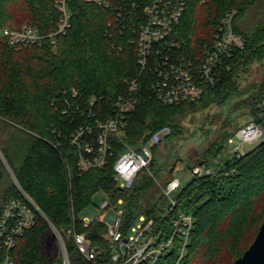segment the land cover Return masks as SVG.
Here are the masks:
<instances>
[{
	"label": "trees",
	"instance_id": "obj_1",
	"mask_svg": "<svg viewBox=\"0 0 264 264\" xmlns=\"http://www.w3.org/2000/svg\"><path fill=\"white\" fill-rule=\"evenodd\" d=\"M66 4L71 27L55 44L47 40L43 45L14 46L3 33L5 28L26 24L49 34L57 29L61 14L56 0H0V209L22 197L18 182L61 231L75 227L107 252L105 223L96 219L85 227L82 215L94 195L103 191L112 205L123 200L124 229L145 215L153 220L154 230L168 239L180 213L193 218L184 256L179 257L183 241L177 236L157 264H234L264 221V140L241 158L233 157L226 169L211 176L195 175L181 185L177 195L172 193L177 201L172 211L163 191L160 196L150 195L154 186L150 172L156 176L159 171L154 159L150 172L142 171L131 188L119 186L114 166L126 148L121 140L113 139L107 166L82 170L81 150L68 137L80 125L107 119L117 98L130 93L128 80L139 71L133 42L136 16L127 10L120 15L118 4L105 7L88 0H66ZM231 11L234 28L246 43L220 68L216 87L200 101L164 104L141 81L135 92L137 106L128 114L126 142L138 147L164 127L171 129L165 140H171L190 110L201 104L230 102L233 111L246 109L258 118L264 73L252 83L247 79L252 64L264 63V0H188L175 31L182 44L178 54L194 57L211 46L222 17ZM90 110L96 120L87 116ZM226 122L223 128L229 125ZM222 134L209 140L202 154H187L196 159L195 166L220 154ZM158 145L152 148L154 155ZM179 152L174 154L175 163L181 158ZM50 231L47 220L38 216L13 248L14 264H60L53 258L56 253L47 251ZM69 250L73 263L92 264L72 241Z\"/></svg>",
	"mask_w": 264,
	"mask_h": 264
},
{
	"label": "built area",
	"instance_id": "obj_2",
	"mask_svg": "<svg viewBox=\"0 0 264 264\" xmlns=\"http://www.w3.org/2000/svg\"><path fill=\"white\" fill-rule=\"evenodd\" d=\"M88 1L105 7L118 4L120 15L127 10L131 17L136 16L133 42L137 45L139 71L134 78L128 80L130 93L117 98L112 114L107 119L96 120V114L90 110L87 116L95 118L96 121L80 125L68 138L81 150L79 165L82 170L107 166L113 155V139L121 140L126 148L114 167L119 186L128 189L142 171L150 172L153 150L146 146L147 143L152 141L154 145L159 144L171 134V129L164 127L154 133L147 143L138 147L124 140L127 136L128 114L138 103L135 92L139 83L144 81L151 95L164 104L200 101L208 89L216 87L221 79L220 68L233 58L238 50L244 49L246 39L235 30V12L231 11L222 17L213 35L211 46L205 48L201 55L180 56L178 51L182 44L178 41L175 31L186 12L188 0ZM56 6L61 15L57 29L53 33L44 34L38 28L25 24L17 29L5 28L4 35L14 46L43 45L47 40L55 44L57 37L65 35L71 27V13L66 0H56ZM74 96H77L76 91ZM91 103L93 105L94 100H91ZM258 108V118L237 129L238 144L233 148V157L241 158L246 155L248 153L245 151L246 143L264 137V102L260 103ZM63 112L67 113L68 109H64ZM232 140L231 138L230 141ZM192 170L196 176H211L216 173L201 166H195ZM16 183L21 189L22 197L8 202L0 214V264H14L13 248L19 238L36 224L38 216L45 218L50 225L51 231L46 242L47 251L56 254L59 252L60 264H75L71 258L69 241H72L83 258L92 264H157L163 254L172 249L177 236L183 241L179 257L185 254L194 221L191 216L180 213L173 222L172 235L165 239L154 230L153 220H147L145 215L139 217L141 222L138 225L133 223L124 229V209L119 210V206L105 200L99 216L91 219L83 217L85 227L96 219L105 223L104 235L109 241V250L104 252L99 245L93 244L85 233L79 232L75 227L67 233L61 231L20 184ZM181 185L178 178H173L163 189L164 194L171 200L170 211L177 203L172 193ZM119 204H123L122 199L119 200ZM111 211H115L116 215H110Z\"/></svg>",
	"mask_w": 264,
	"mask_h": 264
},
{
	"label": "rangeland",
	"instance_id": "obj_3",
	"mask_svg": "<svg viewBox=\"0 0 264 264\" xmlns=\"http://www.w3.org/2000/svg\"><path fill=\"white\" fill-rule=\"evenodd\" d=\"M204 49L198 55H201ZM197 56V55H196ZM264 73V63H254L250 66V73L248 75V83L254 82L256 79H260ZM231 103L225 105L208 104L198 105L190 110V113L182 121V128L177 130L176 135L169 141L163 140L159 143L156 154L153 153V159L155 162L156 176L154 172H150V175L154 179V186L150 192V195L160 196L163 189L166 187L165 182L172 178H178L185 186L194 177L193 166L197 164L196 159L188 157L194 151L198 155L202 154L200 150L206 148L209 140H214L222 132L224 135L220 139L222 149L220 154L216 153L210 155L208 162L200 164L203 169L209 168L216 172H220L227 167V163L233 159V148L238 144L236 138V131L242 125L250 122L253 116L247 112V110L233 111ZM229 125L224 126V122ZM226 135V136H225ZM233 139L230 141V139ZM264 140V137H260L252 142H248L245 145V151L249 152L260 145ZM152 150L154 143L149 141L146 145ZM180 151L181 158L175 163L174 154ZM192 156V155H191ZM174 163L176 164L174 166ZM174 167V168H173ZM155 169V170H156ZM173 169V170H172ZM147 172V171H146ZM149 172V171H148ZM147 172V173H148ZM165 186V187H163ZM179 190L173 192V195H177ZM164 193V191H163ZM156 198V197H155ZM107 199L105 192L99 191L93 197V202L87 207L82 215L83 217L93 218L101 214V206ZM119 210L124 209L123 205H119ZM110 215L115 216V211H111ZM138 219L135 225L140 223ZM132 233V231H130ZM59 258V257H58Z\"/></svg>",
	"mask_w": 264,
	"mask_h": 264
},
{
	"label": "water",
	"instance_id": "obj_4",
	"mask_svg": "<svg viewBox=\"0 0 264 264\" xmlns=\"http://www.w3.org/2000/svg\"><path fill=\"white\" fill-rule=\"evenodd\" d=\"M0 209V214H1ZM59 252L54 257L57 259ZM234 264H264V221L253 243L245 253L234 261Z\"/></svg>",
	"mask_w": 264,
	"mask_h": 264
}]
</instances>
